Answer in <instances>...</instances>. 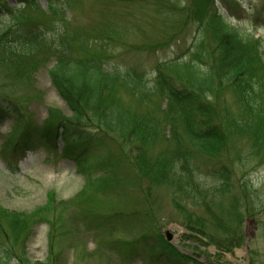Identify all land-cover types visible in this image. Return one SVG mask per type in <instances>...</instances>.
I'll return each mask as SVG.
<instances>
[{"label": "rangeland", "instance_id": "rangeland-1", "mask_svg": "<svg viewBox=\"0 0 264 264\" xmlns=\"http://www.w3.org/2000/svg\"><path fill=\"white\" fill-rule=\"evenodd\" d=\"M35 1L18 5L8 0L11 9L0 13V29L13 22L45 21V2ZM215 4L239 29L264 40V0H216ZM212 11L204 0H76L66 24L88 50L77 49L84 59L90 57L118 72L131 68L140 76L145 84L142 91L150 90L145 98L140 96L143 92L121 85L119 77L109 99L131 119L142 115L155 125L161 120L164 127L158 136L162 139L147 142L146 154L163 148L193 154L190 162L195 164L189 169L194 180L205 162L195 155L198 150L187 145L179 122L184 112L173 108L163 95L160 69H169L165 62L171 59L186 64L197 60L193 51L199 26H206L205 46L216 47L207 27ZM29 63L32 69L20 78L0 62V101L11 96L20 108L13 118L0 114V223L17 254L11 264L44 262L50 249L60 254L64 264H171L175 254L165 245L184 255L178 264H264V144L254 142L252 120L237 123L243 118L242 95L255 90L253 99L264 101V87H241V82H248L227 81L224 68L210 66L211 103L206 113H198L203 124L214 118L223 131L226 148L222 152L231 157V185L248 202L242 207L238 242L225 251L180 223L182 212L176 209L169 188L163 184L150 188L129 145L96 121L85 123L90 139L77 161L41 138L72 112L48 77L47 57L35 55ZM234 66L237 69L238 64ZM248 73L251 80L255 78ZM156 128L160 130L159 125ZM24 134L26 140H35L22 150L16 143ZM56 147L61 148L60 139ZM8 164L17 170L10 171ZM214 206L215 210L203 209L208 227L216 228L214 235L224 230L232 236L233 221L220 218L222 213Z\"/></svg>", "mask_w": 264, "mask_h": 264}, {"label": "trees", "instance_id": "trees-1", "mask_svg": "<svg viewBox=\"0 0 264 264\" xmlns=\"http://www.w3.org/2000/svg\"><path fill=\"white\" fill-rule=\"evenodd\" d=\"M14 1L18 5L36 3L35 0ZM204 1L207 6L215 9L214 12L212 11L214 17L210 19L207 27L210 30V39L216 47L212 49L205 46L203 31L206 26H199L194 42L197 48L193 51L197 60L188 61L189 63L186 64L182 60L171 59L165 62L168 71L160 69L161 76H164L161 82L164 86L163 95L167 97L173 108L184 112L179 122L184 128L187 145L198 150L195 155L205 162L199 167L202 172L200 171L197 180L192 178L193 171L189 169L195 164L190 162L193 154L177 153L165 148L149 156L146 154L144 145L148 144L147 142L154 143L162 139L158 136L164 127L161 120L157 124L160 126L158 131L152 119L142 115H134L131 119L121 113L116 102L109 99L108 93L114 89L119 77H121V85L143 92L140 94L141 98H145L150 90L142 91L145 89V84L131 68L118 72L110 65L98 63L90 57L84 59L81 56V51L84 53L88 50H84L86 47L81 39H74L73 34L66 29L69 20L67 15L73 9L76 0H44L45 9L42 13L45 15V21L13 22L12 25L1 28L0 62L6 64L8 70H14L12 74L14 77L23 78L32 69L33 65L29 63L31 57L35 55L47 57L50 62L46 69L48 77L56 92L70 107L72 114L67 119L57 120L51 129V134H42L41 138H45L54 149L60 150L62 155L77 161L90 139L88 129L84 128L85 123L96 121L101 129L117 134L129 145V153L134 158L138 172L148 182L150 188L160 184L169 188L176 209L182 212L180 223L186 229L204 234L220 249L229 251L236 246L240 237L242 207H246L248 202L241 199L231 185V157L222 152L226 148V138L221 134L223 131L217 127L214 118V122L208 121L203 124L198 113H206L205 107H209L211 103L208 92L209 89L212 90L214 83L211 80L210 66L224 68L223 73L227 81L248 82V84L241 82V87H264V40L239 29L230 22L216 6V0ZM10 9L8 0H0V13L8 12ZM48 19L52 20V23L49 21L50 25L47 24ZM76 43L79 44L78 47ZM234 64H238L237 69ZM163 66L164 64L160 68ZM171 71L177 76L172 75ZM248 72H253L255 78L251 80L247 77ZM254 81H258L259 84H254ZM254 93L255 90L253 93L247 91L242 95L240 110L243 118L237 123H241L244 119L252 120L254 142L264 144V101L253 99ZM14 102L16 101L11 96L2 99L0 114L13 118L16 114L15 110L20 111L19 106ZM237 123H234L235 126ZM26 139L25 134L20 136L16 148L21 147L24 150L34 144L35 138ZM58 139L61 140L60 149L56 147ZM256 144L255 146H258ZM8 168L13 172L17 170L15 165L13 168L8 164ZM240 186L245 187L241 182ZM239 192L247 199L245 192ZM214 204L222 213L218 215L220 218L233 221L232 236L224 230L221 231L220 227L218 232H221L214 235L216 228L211 230L208 227L206 222L208 216L203 209L206 206L214 209ZM13 227L15 228V225ZM12 234L15 235L16 232L12 231ZM8 236L9 233L0 223V264H11L17 255ZM165 248H170L175 254V260H172L171 264H178L184 260V255L174 247L165 245ZM21 252L20 254H23L24 249ZM59 258L60 254L50 249L44 262L28 263L64 264L60 263Z\"/></svg>", "mask_w": 264, "mask_h": 264}, {"label": "water", "instance_id": "water-1", "mask_svg": "<svg viewBox=\"0 0 264 264\" xmlns=\"http://www.w3.org/2000/svg\"><path fill=\"white\" fill-rule=\"evenodd\" d=\"M167 234H168V233H167ZM168 235H169V234H168ZM168 235H167V236H168ZM168 240H169V238H168ZM171 244H172V243H171ZM172 245L175 246V244H172ZM247 248H248V245L245 246V249H247ZM246 261H247V260H246Z\"/></svg>", "mask_w": 264, "mask_h": 264}]
</instances>
